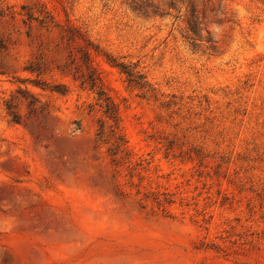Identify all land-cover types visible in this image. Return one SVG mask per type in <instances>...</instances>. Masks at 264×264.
<instances>
[{
    "label": "rangeland",
    "instance_id": "374dc122",
    "mask_svg": "<svg viewBox=\"0 0 264 264\" xmlns=\"http://www.w3.org/2000/svg\"><path fill=\"white\" fill-rule=\"evenodd\" d=\"M0 264H264V0H0Z\"/></svg>",
    "mask_w": 264,
    "mask_h": 264
},
{
    "label": "trees",
    "instance_id": "16d2710c",
    "mask_svg": "<svg viewBox=\"0 0 264 264\" xmlns=\"http://www.w3.org/2000/svg\"><path fill=\"white\" fill-rule=\"evenodd\" d=\"M116 65L120 66L122 71L127 73L129 77H132L134 80V77L136 76L135 71L133 68H129L127 65L123 64V63H117ZM139 78H143L142 74H138L137 75ZM97 78L95 77L94 74L90 75V83H91V87L94 88L97 84ZM132 78H130L132 80ZM97 93L99 96V101L101 103V105H103L105 107V113L110 116V118L113 119H118V107L117 104L112 100L111 96L107 95V93L105 92V89L103 86L98 85V89H97Z\"/></svg>",
    "mask_w": 264,
    "mask_h": 264
}]
</instances>
